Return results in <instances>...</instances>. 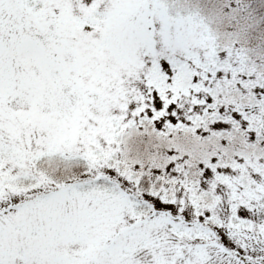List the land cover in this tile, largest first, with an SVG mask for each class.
I'll list each match as a JSON object with an SVG mask.
<instances>
[{
  "label": "snow or ice",
  "instance_id": "1",
  "mask_svg": "<svg viewBox=\"0 0 264 264\" xmlns=\"http://www.w3.org/2000/svg\"><path fill=\"white\" fill-rule=\"evenodd\" d=\"M0 264H264V0H0Z\"/></svg>",
  "mask_w": 264,
  "mask_h": 264
}]
</instances>
